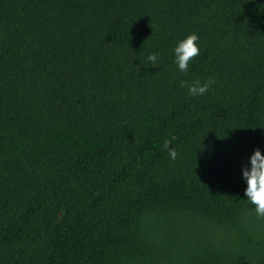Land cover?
<instances>
[{
  "label": "trees",
  "instance_id": "16d2710c",
  "mask_svg": "<svg viewBox=\"0 0 264 264\" xmlns=\"http://www.w3.org/2000/svg\"><path fill=\"white\" fill-rule=\"evenodd\" d=\"M255 147L264 0H0V264H264Z\"/></svg>",
  "mask_w": 264,
  "mask_h": 264
},
{
  "label": "clouds",
  "instance_id": "9594fccd",
  "mask_svg": "<svg viewBox=\"0 0 264 264\" xmlns=\"http://www.w3.org/2000/svg\"><path fill=\"white\" fill-rule=\"evenodd\" d=\"M199 35L195 32H188L182 38L178 39L172 47V60L181 73H186L189 68V62L199 55ZM159 52H149L144 59L145 68L159 65ZM215 83L212 76L203 79L193 78L191 81L181 80V86L187 87L189 96H200L206 93L209 87ZM170 141L165 138L162 147L167 149L171 159L176 158V150L169 147ZM241 178L245 183L243 188L244 198L251 207H245L244 213L255 214L257 219H264V153L259 147L253 148L248 154L245 163L241 164Z\"/></svg>",
  "mask_w": 264,
  "mask_h": 264
}]
</instances>
